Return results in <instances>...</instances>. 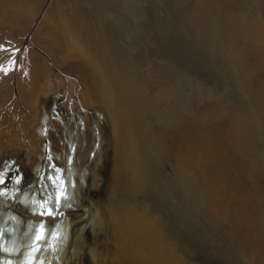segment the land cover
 Listing matches in <instances>:
<instances>
[{
  "label": "bare ground",
  "instance_id": "bare-ground-1",
  "mask_svg": "<svg viewBox=\"0 0 264 264\" xmlns=\"http://www.w3.org/2000/svg\"><path fill=\"white\" fill-rule=\"evenodd\" d=\"M31 1L33 0H2L0 10H3L6 15H11L22 10V6L25 7ZM44 1L41 0L36 10L31 8L35 13L28 24V35L25 38L32 35V40L36 42L38 39L44 49L46 48L44 45L47 44L45 42L53 43L57 52L54 48V51H48L56 52L59 58L70 57L80 72L81 81L86 78L83 66H87L95 78L94 85L88 83L86 86L91 90L90 93L93 96L91 101L105 99L112 104L113 108L109 107L110 114L116 113L114 125L110 127L115 138L108 140L109 135L105 129L100 128L97 116L94 117V113L87 108L83 112L90 113L89 125L86 130H80L76 134L74 148L70 150L64 148L60 130L50 132V139L57 141L60 155L61 153L63 155V162L60 161L57 164L55 159L53 163L55 167L52 172L55 175L53 179L48 177L49 172L47 173L44 168L45 172L39 178L37 190L29 188L34 186L35 180L21 181L16 188H13L11 184L12 180L16 179L15 176L6 178L0 184V264H153L152 258L157 255L163 244H166V240H169L166 232L162 231L167 220L159 217L158 213L167 211L166 213H171L170 215H177L175 208L166 202V197L174 191L171 189L173 184H169L168 181L169 175L172 174L182 187L181 193L194 203L192 209L185 212L184 218L201 217L205 220L212 218L215 221L229 222L230 225L227 224L228 227L226 226L227 229H225L226 236H229L232 245V252L227 256L228 264H264V193L260 194L264 189L261 188L259 193V187H257V184H261L264 188V171L257 167L258 164H253L257 160L264 166V10H260L259 6L258 11L252 10L247 0H223L228 2L229 10L234 9L231 12L239 13L221 17V19L213 15L215 19L212 18L214 24L211 23L214 25L212 37L220 41L219 48L215 47V51L222 50L223 43L229 42L227 47L230 48L228 50L227 47L225 48L226 57H224L227 60L229 58L228 64L236 80L240 79L242 84L240 88L245 92L244 98L239 104L230 108L218 107V105L207 112L194 113L195 117L197 116L196 119L189 121V118L184 116L185 104L183 105L184 102L181 101L183 106L178 104L179 102L177 106L172 104V107L166 106L171 108H167L168 112L165 114H162L164 112L161 113L162 115L153 113L156 106L161 108L157 101L162 98L156 95L158 100L155 97V104L157 105L149 106L148 104H153L150 102H155L154 97L146 99L148 97L141 96L142 90L140 86L137 87L138 82H134L135 78L133 80L135 70L131 68L133 67L130 62L131 56L128 57L99 30L105 27L109 20L108 16L104 17L102 11L96 14V19L93 18L95 16L91 17L93 22H88L87 12L83 14L86 19L85 16L82 17V13L80 15L82 18L79 15L74 16L77 11L74 13L69 3L64 5V0H51L42 14ZM205 1L198 0L194 3L191 0L183 7L181 6L182 11L198 10L193 17L190 15V18L199 23L200 29L205 28L203 24L207 21L204 19L210 16L204 15L209 8ZM197 3L201 4L194 6ZM107 4L109 5L108 2ZM66 6L68 9L65 8ZM82 7H80L81 12L82 9H86V6ZM177 10L179 12V9ZM87 11L90 14L91 11ZM58 12L60 14L63 12L64 18L58 19L62 16H58ZM26 20L24 22L28 21ZM222 23L229 27L227 32L229 35L223 36V32L221 33ZM256 27L261 31H258ZM33 28L34 31L31 33ZM44 31L49 33L50 39H43ZM63 44L68 45V49H65ZM139 54L140 52L137 54V57L139 56L137 61L143 64L145 61L143 62L144 59L140 58L143 55ZM33 56L36 59L35 62L42 61L35 70L34 84L38 88V81L42 79L41 69L44 61L42 57L35 54ZM220 58L222 60V56ZM144 83L145 81L140 83L141 89L144 87L146 91L148 88ZM146 85L149 87L148 83ZM41 87L48 89L51 107L55 108L58 104L55 105V97L48 83ZM161 92L158 94L163 97ZM170 96L169 94L167 97L171 98L173 95ZM163 102L165 101H162V104ZM170 103L169 101V105ZM148 106L154 109L150 110ZM59 112L58 107L55 109L54 117L59 116ZM100 117L103 118L101 115ZM181 119H185L184 124ZM180 122L183 124V130ZM199 123L205 128L203 141L194 137L197 132L192 133ZM127 124L131 126L128 129ZM165 131L171 133L169 136L173 135L171 140L163 139L169 134H165ZM122 137L125 138L123 141H121ZM131 143L133 144L131 159L141 157L144 161L148 160L141 174L138 171L137 174L134 172L135 168L127 157ZM252 164L257 167V171L253 170ZM62 169H67V176H60ZM202 170L205 171L202 172ZM250 173L251 180L248 179ZM64 177L69 191L62 196L61 205L54 202V199ZM114 183H119L124 193H121V196L116 194L113 198H109L107 188ZM22 187H25L22 190L23 196L19 193V188L22 189ZM197 194L198 197H196ZM194 196L196 198L192 199ZM124 197L127 198V204L129 199L131 207L124 204ZM152 199L155 202L147 208V203L152 202ZM118 201L121 203L118 204ZM135 205L140 207H133ZM10 206L11 210L7 211ZM154 208L156 211L152 212ZM143 209L147 211V215L142 214ZM150 213L156 214L150 216ZM212 228L211 230L215 233L217 228ZM88 229L92 231L94 237L90 247L84 246ZM174 234L178 235V233ZM190 241L193 242L190 237H186V244L179 250L164 249L166 257L161 260L162 264H172L173 260L170 261V258L176 255L174 253L176 251V256L182 251L186 252L184 254L186 258V254H189L193 248ZM216 244L219 248L221 241H217ZM193 254L191 251L188 255L189 260L182 257L181 264H193Z\"/></svg>",
  "mask_w": 264,
  "mask_h": 264
},
{
  "label": "rangeland",
  "instance_id": "rangeland-1",
  "mask_svg": "<svg viewBox=\"0 0 264 264\" xmlns=\"http://www.w3.org/2000/svg\"><path fill=\"white\" fill-rule=\"evenodd\" d=\"M75 1L76 2H74V0H64L65 4L63 3L64 5L69 3V5L73 7L74 13L75 11H77V13L80 12L79 14L75 13L76 15L74 14V16H80L82 13V17H84V12H87V19L86 16L85 19L88 22H91L93 18L96 19L97 15L101 13V11L104 13V17L108 16V23L105 25V27L100 28L99 30L122 51H124V53L128 57L131 56L130 59L134 61V63L132 60L130 61L133 65V67L131 68H133V71L135 70V77L133 76V80L135 78L134 82H138L139 85L135 84V86H140L139 88L140 90H142V92L140 91V94H142L141 96L143 98L148 97L146 99H152V97H154L153 100H155V97L156 100H158L157 96L159 98H162V100L159 99L160 101H157V103H160V105H158L161 107L160 109L156 106L157 104H155L156 100L155 102H150L153 104H148L149 106L155 105L157 107H155V109L154 107H150V109L148 106L150 110H155L153 112L155 115V112H157V115L159 113L161 114L162 112H164L162 114H165V112H168L167 108H171L172 105L177 106L178 104H180L181 106H183L185 104V108L183 110L184 116H187L190 121L196 119L197 116L195 117L194 113L199 114L201 112H207L209 109L211 110V108L213 109L218 105V107L223 106L230 108L236 104H239L242 101L241 99L244 98L243 95L245 94V92L242 88H240L242 85L240 83V79L238 81L236 80L230 70V65L228 64L229 58L228 60L227 58L225 59L226 56L224 53L226 52V49L228 50V48H230L227 47V45L229 46V42L223 43V45H225L224 48L222 45L223 51L217 49V53L215 51V47L219 48L218 46L220 41L219 39H214V37H212L214 34V25L211 24H214V20L212 19L214 18L213 15L217 16L218 19H221V17H229L231 15H237V13H239L231 12L232 10L234 11V9L229 10L228 2L223 0H206L205 2L208 4L209 8L204 13V15H206L205 17H208L210 15L209 18L212 21L209 18L203 17L205 18L204 21H207L208 23L205 22L206 24H203V27L205 28L200 29L198 28L199 23L196 20L190 18V15L191 17H193L194 13L196 14L198 10L195 9L196 11L190 10L188 12L184 10V12L181 9L184 4L191 2V0H183L185 3H182V0H122V2L121 0H96V2L94 0ZM195 1L197 2L198 0H192V2L194 3ZM247 1L252 10L258 11L257 9L259 8L260 10H264V0ZM40 2L41 0H33L30 4L25 5L26 9L21 5L23 7L22 10L26 11L23 12L22 10H19L14 14L11 13V15H6L3 10H0V179H2V182H0V184L3 183L6 178H12L15 176L16 179L14 178V180H12V184L10 183L13 188H16L21 181L35 180L34 186H36L29 187L31 189L34 188L33 190H37L39 178L45 172L44 168L46 169L47 173L49 172L48 177L53 179L55 176L52 174V172H54L55 170L53 164L55 163V159L57 164H59L60 161L63 162V155L62 153L60 155L57 141H52L50 139L51 130L54 132L55 130H60L63 137L64 148L66 150H70L75 147L76 134L80 130H86L89 125L88 117L90 113L85 114L83 110H86L88 108L89 111H92L94 113V117L95 115L97 116V120H99L100 123L99 125H101L100 128L103 130L105 129V132L109 135V137L106 136L108 140H112L115 138L114 134L110 130V127L114 125L113 120L115 117H117L116 113L111 115L109 112L110 108H113L110 102L108 103L105 99H94V102L91 101V98L93 96L92 93H90L91 90L86 86L88 85V83L94 85L95 78L91 71L88 70L87 66H83L84 72L86 73V78L85 80L81 81L80 72L75 67L72 59L68 56H64V60V57H57V51L53 43H50L49 41L45 42L47 43L44 45L46 46L45 49H47L45 50L43 46H41L38 39L36 40V42L32 40V35L28 38H25L27 37L26 35H28V24L30 23L31 19L33 18V14L35 13V11L33 10L34 8L36 10V6L39 5ZM50 2L51 0L44 1L42 14H44ZM107 2L109 3V5L107 4ZM1 3L2 0H0V6ZM84 3H86V5ZM200 4L201 3H197L194 6L197 7ZM77 5H79L80 7H82L83 5L82 8L86 6V9H82L81 12V8H78ZM28 7L30 8L28 9ZM31 8H33V10ZM65 8L68 9V6H66ZM177 9H179V12ZM87 10L91 11L90 14ZM96 10L99 12H97ZM252 10L251 12H253ZM62 13L60 14L58 12V16L62 15L59 17L57 16L58 19H60L61 17L64 18ZM23 15H25L27 18ZM92 16L95 17L91 18ZM25 19H27L29 22L27 20V22H24ZM208 19L209 21H211V25H209ZM222 24L223 31H221V33L223 32V36H226L228 34L227 32L229 27H226L224 23ZM257 27L256 29L258 31H261ZM34 28L32 29L31 33H33ZM44 35L47 36L45 37ZM42 36L44 37L43 39H50V35L47 31H44ZM64 47L65 49H68V45H64ZM53 48L56 52H49L51 50L54 51ZM138 48L142 49L139 50ZM219 51H221V53H219ZM139 52L140 56L143 55L142 57H140L142 58L141 60L144 59L143 62L145 61L144 63L142 62L143 64H140L137 61L139 57H137V54ZM211 53L212 56L216 53L217 54L215 55V57H212ZM33 54L39 56L40 58L42 57L44 61L41 69L42 79L38 81V88L37 85L34 84L36 79L35 70L38 66L41 65L42 61H40L41 63L38 62L39 60L35 62L36 59H34ZM218 54L220 55V57L222 56V60ZM135 62H137L138 65ZM139 64L141 66H139ZM150 77H152V79ZM144 81L145 87L148 88V91H145L144 87L143 89H141V84ZM46 83H48L50 90H52L53 92L56 102L55 105L58 104L55 108L51 107V97L49 95L48 89L41 87ZM147 83L149 84V87L153 88H149L148 85H146ZM151 84L154 86H152ZM172 84L173 86H175L174 88H172ZM81 85H84L85 87ZM84 89L86 91H84ZM156 89H158V91L159 89L162 91L164 89L165 90L163 92H157ZM167 91L171 93H168ZM160 92L164 94H162L164 98L161 97V94H158ZM149 94L151 95V97ZM165 94H167V96L169 94L173 96H170L171 98H169ZM86 96H88L89 98ZM165 97L168 98V100ZM162 101L165 102H163L162 104ZM169 101L171 102L170 105ZM180 101L182 103L184 102L183 105ZM91 102L93 103V105ZM163 105H165V107H171L165 108ZM58 107L60 111L59 116L54 117L55 109H57ZM162 108H165L167 110ZM102 110L104 111L103 113ZM158 110L162 111L159 112ZM100 115L105 119L101 118ZM158 117H160V115ZM102 119L103 121H101ZM157 120H159V118H157ZM184 121L185 119H181V122L183 124ZM181 122L180 125H182L183 130L184 127ZM252 124H254L253 121ZM126 126L127 129L131 127L129 124H127ZM196 129L199 131H195ZM204 129L205 128H203L199 123L192 130V133L199 132V136L197 135V133L195 134L196 136H194L195 138H197V140H204ZM165 132V134L169 133V131ZM170 134L171 133L168 134V137L163 139H165L166 141L167 139L168 141L171 140L170 138L173 135L169 136ZM124 139L122 137L121 141H123ZM165 140L163 141L166 142ZM132 145L133 144L131 143L130 149L127 152V157L131 162L130 164H132L134 166L133 168H135L134 172L137 174L138 171V173L141 174L145 169L148 160L145 159L144 161V159L141 157L131 159ZM258 146H260V144ZM249 153L251 154V152ZM243 157H245V154H243ZM251 160L253 162V158ZM256 161H254L253 164H258L257 167H259L261 171H264V166L262 165L263 163L261 164L260 161H257L256 163ZM257 167L254 165L252 166L253 170L255 171H257ZM206 169L207 168H205V170ZM205 170H202V172ZM67 173V169H62L59 174L60 176H67ZM251 177L252 174L250 173L248 175V179L251 180ZM168 181L170 182L169 184H173V186H171V189L174 191L169 193L168 197H166V202H168L175 208L177 215H170L171 213H166L167 211L158 213L159 217H164L167 220V224L162 228V231L166 232L169 240H166V244H163V247H161L160 251H158L159 254L157 253V255L152 258V263L162 264L161 260L166 257L165 252L167 249L170 248V250H179L183 248L186 244V237H190V239H192L194 242L193 243L190 241L193 248H190L191 250L189 251V254H186V258L184 255L186 252L182 251L183 254L180 253L178 256H176L177 251L174 252L176 255L170 258V261L173 260L172 264H181L182 257L189 260L188 255H190L191 251L194 253L192 257L193 264H228L227 256H229L232 252V245L231 240L228 238L229 236H226L227 230L225 229H227L226 226L228 227V225H230L229 222L227 223L224 220L215 221L212 218H210V220H205L201 217L195 219H187L186 217L184 218L185 212L188 209H192L191 207L194 206V203L181 193L183 192L182 187L179 185V181L176 182L174 174L169 175ZM176 184H178L179 187H177L178 185ZM257 185V187H259L258 191L260 193L261 188H264L261 186V184ZM174 187L175 189H173ZM24 188L25 187H22V189L19 188V193L22 196V190ZM68 191L69 186L66 183L64 177V179H62V181L60 182L54 202L60 203L62 205V196ZM262 192L264 193V190H262L260 194H263ZM121 193L123 194L124 192L121 190L119 183H114L107 188V194L109 198H113L116 194L121 196ZM196 197H198V194ZM196 197L194 196L192 199H195ZM124 201L125 205L129 207L132 206L129 202V199L128 204L126 202L127 198L124 197ZM151 201L152 202L147 203V208H149L153 204V202H155V200L153 199ZM119 203L121 202L118 201V204ZM66 206L68 207L69 205ZM133 207L140 206L135 205ZM11 208V206L8 207L7 211H10ZM143 208L147 210L146 207ZM144 209L142 210V214L147 215V211H145ZM154 211H156L155 208L152 212ZM154 214L156 213H150V216ZM216 224L217 226H215ZM212 227H214V229L217 228L215 233L213 232V230H211L213 229ZM89 230L90 229H88L86 232V234L88 233L87 241L84 244V246L86 247H90V245L94 241L92 231ZM174 233H178V235H175ZM183 238L185 239V241ZM176 239H178V241ZM210 241L211 243H209ZM217 241H221L219 248L216 244ZM188 245L190 246V244ZM189 246H187L188 250ZM214 251L215 254H213Z\"/></svg>",
  "mask_w": 264,
  "mask_h": 264
},
{
  "label": "snow or ice",
  "instance_id": "snow-or-ice-1",
  "mask_svg": "<svg viewBox=\"0 0 264 264\" xmlns=\"http://www.w3.org/2000/svg\"><path fill=\"white\" fill-rule=\"evenodd\" d=\"M0 182H2V179H0Z\"/></svg>",
  "mask_w": 264,
  "mask_h": 264
}]
</instances>
